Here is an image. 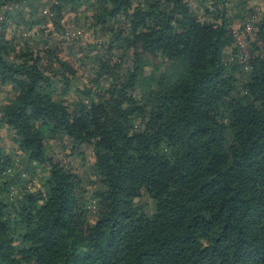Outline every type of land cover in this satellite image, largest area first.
Masks as SVG:
<instances>
[{
	"label": "trees",
	"instance_id": "16d2710c",
	"mask_svg": "<svg viewBox=\"0 0 264 264\" xmlns=\"http://www.w3.org/2000/svg\"><path fill=\"white\" fill-rule=\"evenodd\" d=\"M196 1L54 0L52 18L83 15L101 37L111 65L92 90L21 42L42 32L45 3L0 0V129L18 152L0 148V264H264V4ZM44 139L67 158L90 149L95 213ZM34 165L38 189L9 197Z\"/></svg>",
	"mask_w": 264,
	"mask_h": 264
},
{
	"label": "rangeland",
	"instance_id": "374dc122",
	"mask_svg": "<svg viewBox=\"0 0 264 264\" xmlns=\"http://www.w3.org/2000/svg\"><path fill=\"white\" fill-rule=\"evenodd\" d=\"M54 0H41L42 3H45V7L39 10L41 15H44L46 18V25L41 28L33 29L31 32L20 35L22 40L21 42H27L30 47L41 50L40 60L42 68H46L48 71H51L55 67L53 59L58 58L70 65L77 76L79 84H84L92 88L91 80L95 78V69L97 63L108 60L107 63L111 61L108 58V55L105 53V48L99 46L101 37L98 33H94L92 29H88V20L83 18V15H74L71 13H64L59 17L52 18L48 10L49 5ZM199 1V0H198ZM244 1V0H240ZM93 2V0H92ZM188 5L191 10L198 8V2L196 0H187ZM263 2L261 0H247L246 5L248 7H254L257 9H263ZM239 9V6L233 9L236 12ZM83 11L80 9L79 12ZM201 12V8L199 10ZM38 13V10H37ZM84 17L89 15L88 13L84 14ZM233 16V13L230 17ZM246 16V15H245ZM203 22L213 21V17L207 19L203 18ZM234 23L232 24V30L237 36L235 42L242 46V49L246 53L243 42V35L238 33L239 22L237 18H233ZM121 19L114 20L109 23V29H116L121 25ZM20 30V29H19ZM5 38L11 40L14 43H18V35L15 29L9 27L5 33ZM46 51L47 53H44ZM121 55L120 49H115L111 52V60H116ZM105 71H101L100 84L102 87H105V84L110 79V75L103 74ZM97 72V71H96ZM93 90V88H92ZM12 94L9 91V87L0 86V105L5 104ZM76 98L74 93H70L67 97V102H70ZM117 122V121H116ZM137 122V121H136ZM128 126V125H127ZM125 126V127H127ZM151 129V128H150ZM43 142L51 150L52 158L54 161L59 162L62 166L75 173L80 177V190L86 195L92 214L96 212L94 207L95 196L97 193V187L95 181L89 173V165L92 162L90 149L85 146H80L76 152H82L78 155H73L66 157V154L69 153V146L62 140H47L44 139ZM64 146L62 150L61 147ZM0 148L4 149L12 158H15L18 155L15 146L12 143L9 130L6 128L0 129ZM42 174V166H33L32 175H20V180L10 188L9 197L18 196L19 194L27 191L32 192L35 189H38V178ZM148 205L151 206L152 202L148 201Z\"/></svg>",
	"mask_w": 264,
	"mask_h": 264
}]
</instances>
